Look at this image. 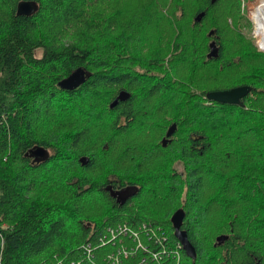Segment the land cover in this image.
Segmentation results:
<instances>
[{"label":"trees","instance_id":"trees-1","mask_svg":"<svg viewBox=\"0 0 264 264\" xmlns=\"http://www.w3.org/2000/svg\"><path fill=\"white\" fill-rule=\"evenodd\" d=\"M243 21L239 0H0V264L77 259L119 223L176 242L177 210L181 264H264V52ZM241 85L242 106L206 97Z\"/></svg>","mask_w":264,"mask_h":264},{"label":"built area","instance_id":"built-area-1","mask_svg":"<svg viewBox=\"0 0 264 264\" xmlns=\"http://www.w3.org/2000/svg\"><path fill=\"white\" fill-rule=\"evenodd\" d=\"M242 2L247 4L254 44L264 52V0ZM80 250L77 259H57L55 264H180L184 251L178 239L171 241L161 226L147 222L108 227L95 243L86 242Z\"/></svg>","mask_w":264,"mask_h":264},{"label":"water","instance_id":"water-1","mask_svg":"<svg viewBox=\"0 0 264 264\" xmlns=\"http://www.w3.org/2000/svg\"><path fill=\"white\" fill-rule=\"evenodd\" d=\"M36 10V4L32 1H20L17 4L16 8V14L17 15H25L29 16L32 15ZM214 42L210 43V47L212 48V45ZM212 54L211 52L208 54L210 56ZM81 72H74L72 75H70L68 78L63 79L60 81V84L66 88L75 87L77 86L83 79V75L80 74ZM252 87L248 85H241L237 87H233L230 89L225 90H215L210 91L207 93L206 97L207 99L211 101H215L222 104H233V105H243L242 98L247 95L251 91ZM175 130V124L171 125L166 132V137H169ZM162 145H166V138L162 139ZM26 155H29L30 157H33L35 160H44L48 153L47 150L43 147H36L33 149H30ZM80 161L82 163H85L87 161L86 158H80ZM109 189V193L112 197L116 199V201L120 204H123L129 197L132 196L133 192H131L130 189L124 188L121 190H111ZM184 218V211L183 210H177L175 211L172 216L170 217V221L173 227V234L174 236L181 242L183 250L185 254L191 258L195 259L196 257V251L193 247V245L188 240L187 234L184 230L181 229V224ZM222 237L218 238V241H221Z\"/></svg>","mask_w":264,"mask_h":264},{"label":"rangeland","instance_id":"rangeland-1","mask_svg":"<svg viewBox=\"0 0 264 264\" xmlns=\"http://www.w3.org/2000/svg\"><path fill=\"white\" fill-rule=\"evenodd\" d=\"M239 2H240V14L243 16V18H244V21L243 22H245V20L247 21V23H248V26H245L244 28H243V32H244V34L249 38V39H251L252 41H253V43H254V40H253V38H252V36H251V23L249 22V20H248V18H247V16H246V3H243L242 2V0H239ZM120 4V3H119ZM120 5H123V4H120ZM87 106H90L89 104H87ZM61 109V108H60ZM68 113H66L65 112V110L63 109L62 111H58V108H55V124H56V122H58V121H60V120H62V118L64 117V116H66ZM174 167H175V169L177 170V171H182V164H181V162L180 161H176L175 163H174ZM187 256V255H186ZM183 257V256H182ZM188 257V256H187ZM181 261H182V258H181ZM181 264V263H180Z\"/></svg>","mask_w":264,"mask_h":264}]
</instances>
